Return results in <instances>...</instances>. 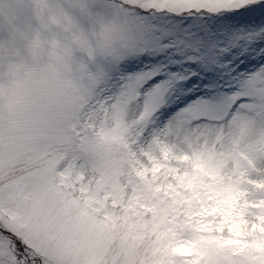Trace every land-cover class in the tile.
I'll return each mask as SVG.
<instances>
[{"label":"snow or ice","instance_id":"snow-or-ice-1","mask_svg":"<svg viewBox=\"0 0 264 264\" xmlns=\"http://www.w3.org/2000/svg\"><path fill=\"white\" fill-rule=\"evenodd\" d=\"M153 14L247 23L264 40V0H44L27 53L0 58V143L34 126L0 155V264H264V65L173 111L170 93L199 77L148 55L164 31Z\"/></svg>","mask_w":264,"mask_h":264},{"label":"rangeland","instance_id":"rangeland-1","mask_svg":"<svg viewBox=\"0 0 264 264\" xmlns=\"http://www.w3.org/2000/svg\"><path fill=\"white\" fill-rule=\"evenodd\" d=\"M43 2L44 0H0V58L5 56L9 46L21 53H27L26 38L40 26V17L37 13ZM46 2L58 8L60 5L70 4L72 0H46ZM49 11L45 8L44 14L47 15ZM145 19L153 28H164L163 33L155 32L150 36L147 45L148 55L153 58L159 57V62L171 66L173 71L189 73V79L192 76L199 77L195 85L181 87L170 93L169 104L166 107H173V111L184 106L180 101L185 96H191V100L195 101L198 96L210 94L212 91L227 94L240 88L248 77L256 74L264 65V58L261 57L264 40L258 39L254 26L247 23H233L226 20L216 23L208 17L193 20L188 16L177 14H165L162 17L153 14ZM81 23L88 25L90 21L81 18ZM214 24L215 27H212ZM53 27L63 31L59 25ZM199 27H203L215 37L210 44L204 45L187 40V37L193 35ZM86 55L87 52L79 48L74 52L77 61ZM104 63V57H97L94 63L89 65L87 73L95 75ZM77 66L74 64V68ZM193 92L195 95H192ZM171 115L172 113L169 112L168 116ZM97 116L95 121L97 133L102 135L101 125L105 117L99 113ZM166 122L165 120L164 123ZM33 131V125H25L21 129V140L16 144L5 139L0 143V155L12 152ZM194 164L198 174L203 173L209 180L219 179L217 165L209 159L196 156ZM24 167V163H17L14 170L17 174H21Z\"/></svg>","mask_w":264,"mask_h":264}]
</instances>
